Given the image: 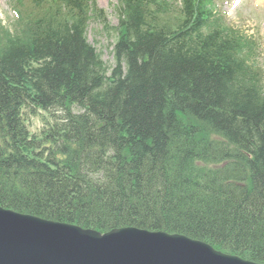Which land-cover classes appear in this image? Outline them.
I'll return each mask as SVG.
<instances>
[{
	"label": "trees",
	"instance_id": "trees-1",
	"mask_svg": "<svg viewBox=\"0 0 264 264\" xmlns=\"http://www.w3.org/2000/svg\"><path fill=\"white\" fill-rule=\"evenodd\" d=\"M118 1L108 74L87 27L116 28L96 0H13L14 28L0 23V206L183 234L264 264L257 42L213 0ZM38 110L54 121L31 132Z\"/></svg>",
	"mask_w": 264,
	"mask_h": 264
},
{
	"label": "water",
	"instance_id": "water-1",
	"mask_svg": "<svg viewBox=\"0 0 264 264\" xmlns=\"http://www.w3.org/2000/svg\"><path fill=\"white\" fill-rule=\"evenodd\" d=\"M0 264H257L179 234H102L0 207Z\"/></svg>",
	"mask_w": 264,
	"mask_h": 264
},
{
	"label": "rangeland",
	"instance_id": "rangeland-1",
	"mask_svg": "<svg viewBox=\"0 0 264 264\" xmlns=\"http://www.w3.org/2000/svg\"><path fill=\"white\" fill-rule=\"evenodd\" d=\"M9 0H0V20L9 25L13 19V10ZM100 7L107 10L112 24L118 23L114 6L115 0H97ZM217 8L225 12L227 20L242 29L245 33L257 38L258 46L264 48V0H217ZM96 23H91L88 31L89 41L101 53L109 68L115 64L112 54L116 40V32H107ZM42 127L41 116H34L31 120V130L37 131Z\"/></svg>",
	"mask_w": 264,
	"mask_h": 264
}]
</instances>
